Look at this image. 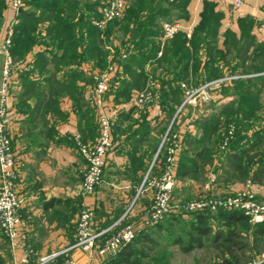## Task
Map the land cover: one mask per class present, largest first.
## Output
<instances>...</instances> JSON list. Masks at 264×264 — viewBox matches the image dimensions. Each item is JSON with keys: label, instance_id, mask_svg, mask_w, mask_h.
I'll use <instances>...</instances> for the list:
<instances>
[{"label": "trees", "instance_id": "16d2710c", "mask_svg": "<svg viewBox=\"0 0 264 264\" xmlns=\"http://www.w3.org/2000/svg\"><path fill=\"white\" fill-rule=\"evenodd\" d=\"M168 1L134 0L127 6L122 18L114 20L101 30L93 25V21L101 16L99 10L103 3L99 6L98 2L81 5L80 0H23L17 23L12 27V58L14 61L23 59L35 46H40L42 51L36 54L32 62L34 70L39 75H47L48 82L68 86L78 110L83 113L86 105L83 103V93L75 81L82 79L86 85H90L88 81L91 76L84 78L80 69L82 64L90 62L94 69L103 71L126 52L127 58L117 70L115 85L110 93L115 102L120 104L130 99L132 89L141 91L147 86L149 75L144 71V66L156 59L160 51L161 42L158 40L163 35V19L171 13L164 5ZM5 8L6 0H0V22ZM201 16V22L194 29L191 38L188 39L186 33L180 30L172 40L167 41L162 56L158 59V66L162 67L166 77L160 81L161 96L153 105L158 106L165 115V121L157 129V149L185 100L181 83L192 89L214 80L243 75L247 79L237 78L230 81L237 85L234 93L237 96L236 104L226 105L222 109L224 113L218 115L222 119L225 114H231L232 125L236 128L228 148L223 150V160L216 182L234 184L250 181L253 184H263L264 156L260 148L264 130L256 132L249 139L246 135V121L251 114L247 104L251 105L253 100L258 101V92H261H257L255 88L264 87V54L257 51L254 58L248 60L252 38L247 31L240 41L229 35L224 49L219 50L217 37L220 17L214 13L212 5L207 3ZM169 20L168 22L175 21ZM43 22L48 23L45 35L39 29ZM114 34L120 45L111 46L113 56L109 63L110 51L106 46L112 45L111 36ZM221 66L226 68L227 73ZM50 67L57 73L61 72L62 78L48 74ZM26 70L20 73V78L28 79L31 72ZM257 74L260 75L253 76ZM224 85L226 83L219 87H223V96H226L229 93ZM148 108L150 107L144 109ZM85 114L91 120L94 141L98 135V124L89 110ZM176 120L169 136L176 134L173 131ZM201 122H204L203 118L198 121ZM220 125V119H213L212 124L203 125L199 138L192 134L185 135L176 177H194L198 180L206 175L207 168L212 167L216 154L221 149L222 134L227 130L220 131ZM118 126L119 114L113 130L114 139ZM151 129V125L144 121L135 134L144 140ZM80 134L82 141L86 143L87 138L81 131ZM185 146L193 150L192 155L183 148ZM165 161L166 150L162 148L156 160V163L162 165V174ZM147 178L150 179V174ZM183 216H169L155 226L139 232L134 241L118 255L99 264H138L135 257L139 254L146 255L147 250H153L152 245H156L155 239L158 236L156 229L162 231L165 222L170 226L165 230L169 241L179 246L185 254L204 249L209 240L216 249L221 264H255L256 254L253 252L257 253L264 238V223L254 225L242 212L220 210L215 216L218 227L214 229L208 215L192 214L188 221H183ZM124 224L128 223L125 221ZM176 225L177 229L174 227Z\"/></svg>", "mask_w": 264, "mask_h": 264}, {"label": "crops", "instance_id": "0c3cea01", "mask_svg": "<svg viewBox=\"0 0 264 264\" xmlns=\"http://www.w3.org/2000/svg\"><path fill=\"white\" fill-rule=\"evenodd\" d=\"M99 1L102 4L106 0L88 2ZM133 1L127 0L128 5ZM239 1L243 3L239 8L233 7L224 0H169L164 5L171 10L166 18L178 22L181 31L190 39L194 29L201 22L206 3L211 4L214 13L220 17L217 37L219 50L224 49L229 35L240 41L247 31L252 38V46L248 54L250 61L257 51L264 54V32L260 29V23L264 19V0ZM16 23L17 14L12 9L11 0H6V8L0 22V44ZM47 25L48 23L43 22L39 26V29L44 31L42 35H45ZM115 35L111 36L112 45L106 46L110 51L109 63L113 56L111 46L120 45ZM160 42L161 48L156 59L144 66L147 75L152 79L155 77L156 83L153 89L157 92L162 87L161 79L166 77L162 67L158 66V59L162 56L167 42ZM40 51L42 48L35 46L23 59L15 61L19 67L12 79L8 102L12 121L10 135L18 167L16 190L22 205V225L19 228L21 235L26 237L25 245L33 251L30 264L37 263L42 257L66 250L72 245L83 207L94 209V224L98 230L108 229L124 216V221L133 225L136 231L145 230L143 229L146 223L145 211L155 198L153 184L162 176V165L156 163L159 150L157 129L165 121V115L158 106L148 109L135 106L132 99L137 92L136 89H132L128 101L120 104H117L114 96L110 94L108 105L116 108L119 114L118 133L114 139L115 147L107 157L100 186L94 194H85L82 189V179L86 162L78 151L75 137L81 136V131L87 138L86 143L93 141V126L89 115L85 114V111L89 110L97 123L95 110L88 100L92 88L91 82L89 80L90 85H86L82 79L75 81L83 93V103L86 105L81 113L68 86L48 82L47 75H39L34 70L32 62ZM2 65L3 59L0 57V83ZM221 68L226 72L225 67L221 66ZM26 69L31 72L28 79L20 78V73L27 71ZM80 69L84 78L98 71L90 62L83 63ZM48 74H54L58 79L62 78V73H57L53 67H50ZM31 83L36 85H29ZM224 87L229 94L226 97L222 95L217 103L218 107L233 105L237 101L235 92L229 91L233 84L226 83ZM255 89L261 92H258V101L253 100L251 105L247 104L251 113L246 121L248 125L246 135L249 139L256 132L264 130V87ZM144 121L148 122L152 129L143 140L136 136L135 132ZM178 126L182 142L186 134L200 137L194 135L195 132L187 120L179 121ZM183 148L189 150L190 155L193 154V150L186 146ZM260 150L264 156V139ZM181 154L180 151L177 167ZM222 160L215 159L212 167L216 168ZM149 174V183L142 187ZM194 181L191 177H176L175 192L184 193L190 188L196 189ZM242 188L243 183L216 181L213 186L214 191L220 195L234 194ZM254 191L257 196L264 199V183L254 184ZM187 194H183L182 201L186 200ZM24 250L25 247L22 245L16 251H12L0 232V261L3 264L19 263ZM72 257L79 264L88 263L87 257L80 252H73ZM94 263L99 264L97 256Z\"/></svg>", "mask_w": 264, "mask_h": 264}, {"label": "built area", "instance_id": "2783aa9c", "mask_svg": "<svg viewBox=\"0 0 264 264\" xmlns=\"http://www.w3.org/2000/svg\"><path fill=\"white\" fill-rule=\"evenodd\" d=\"M226 3L239 8L243 3L239 0H224ZM12 9L19 14L23 7V0H11ZM128 6L127 0H106L100 7V17L93 21L98 29H105L114 20L124 16ZM260 29L264 32V19L260 23ZM163 35L161 40L167 42L172 40L181 30L178 22H164L162 25ZM12 29L8 32L6 39L0 44V57L3 59L1 83H0V232L6 238L12 251L24 246V255L19 263L30 264L32 249L25 245L26 237L21 235V201L16 190L18 167L12 147L10 135L11 116L9 110V99L12 90V79L19 65L11 55ZM113 52V51H112ZM161 54V53H160ZM127 53L123 52L120 58L111 62L103 71H97L89 78L92 88L89 94V103L94 108L98 124V135L91 143L82 141L80 135L75 137L76 146L84 161L86 170L82 179V189L85 194H94L102 182L106 160L115 147L113 130L118 115V110L109 107L108 97L115 85L117 70L126 60ZM237 79L230 76L214 80L197 88H188L181 83L185 92V100L179 107L176 116L186 108H197L212 100V92L221 84ZM153 84L137 91L132 99L135 106L144 109L151 107L157 101L153 93ZM164 136L158 154L162 148L166 150V161L164 171L159 181L153 184L155 198L145 211V227H153L170 215L178 213L190 214H216L220 210L242 212L251 224L264 223V202L258 200L254 191V184L250 181L243 183V188L228 195L217 194L213 186L215 179L211 178L201 188L196 199L181 201L174 199L176 189L177 157L182 149L183 142L179 134L169 136L172 124ZM235 127L222 134L223 141L221 150L228 148L233 139ZM157 154V156H158ZM149 181L146 178L142 187ZM125 216L104 230L95 228V211L89 207H83L79 214L76 225L74 241L72 245L63 251L42 257L35 264H79L72 257L73 252H80L88 259L87 264H95L97 256L99 263L118 255L121 250L132 243L139 233L133 225L124 224ZM110 234V236H108ZM0 264H3L0 261Z\"/></svg>", "mask_w": 264, "mask_h": 264}, {"label": "rangeland", "instance_id": "374dc122", "mask_svg": "<svg viewBox=\"0 0 264 264\" xmlns=\"http://www.w3.org/2000/svg\"><path fill=\"white\" fill-rule=\"evenodd\" d=\"M90 0H80L79 3H81V5H84L85 3H90L88 2ZM98 5H101V2H98ZM164 22H168L170 21L167 18L163 19ZM158 41H162V40H158ZM113 51V48H112ZM100 71V70H98ZM239 78H241L242 80L247 79L246 76H240ZM156 81L153 78H148L147 84H153V86L155 85ZM232 83V82H230ZM254 83V82H252ZM92 86V85H91ZM237 85L233 84V87L229 88V91L234 93L235 89H236ZM228 91V90H226ZM225 91H223L222 87H219L217 89H215L212 92V100L206 104H202L201 106L197 107V108H186L185 110H183L182 112H180V114H178L174 117V120H176V124L174 127V133L176 134H180L179 132V121H188L189 126L192 127L193 132H195V136H200L202 133V127L203 125H207V124H212V120L215 119L218 120L220 119L221 125L219 130H223L225 131V129H229L230 126L232 125V115L231 114H225L222 119L218 117V115H220V113H224L222 111V109H225L227 106H217L218 101L221 99V97H223V93ZM154 95L157 97V99L160 98L161 94L157 91H153ZM226 97V96H225ZM244 101V99L242 100ZM203 118L204 122L202 123H198V121H200V119ZM231 120V121H230ZM235 126V125H234ZM236 128V126H235ZM217 141L219 142V137L218 135L216 136ZM215 159H223V151L220 149L218 150ZM218 161V162H219ZM222 162V161H221ZM221 162L219 163V165L214 168V167H209V169H207V173L206 176H204L203 178H198V180H195L194 182V186H196L197 188L193 189L190 188V190L188 192H175L174 191V199L175 200H181L182 201V196L183 194H187L185 195V199L183 201H191L196 199L198 192L200 191V189L209 181V179L214 178L215 181L217 179V175L219 173V167L221 166ZM214 165V163H213ZM212 165V166H213ZM258 200L264 202V199H261L259 197V195L257 196ZM182 214L183 216V221H188L190 219V216H192V214L190 213H178V214H173L174 215H179ZM216 214H211L208 215L210 217V221H211V225L214 229H216L218 227V223L216 220ZM172 216V215H170ZM169 218V216L167 217ZM166 219V218H165ZM166 223V222H165ZM162 227V231L156 229L158 236H156L157 238L155 239V243L156 245H152L153 250H147L146 255H142L139 254L135 257V261L138 262V264H221L220 260L218 259V253L216 251L215 248H213L211 246V243L207 242L206 247L202 250H195L192 253L189 254H185L183 253V251L179 248V246L171 244V242L169 241L168 236L166 235V229H169L170 226H168V224H165ZM175 229H177V225L174 226ZM247 228V227H246ZM250 228V226H248V229ZM177 231V230H175ZM250 232V230H249ZM256 255L254 256V262L255 264H259V263H263L264 262V238L261 240L260 242V247L257 249V253L253 252Z\"/></svg>", "mask_w": 264, "mask_h": 264}]
</instances>
